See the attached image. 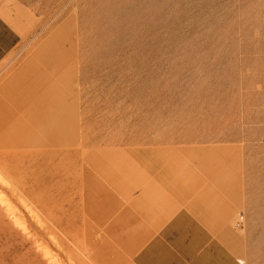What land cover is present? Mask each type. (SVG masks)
Instances as JSON below:
<instances>
[{"label":"rangeland","instance_id":"obj_1","mask_svg":"<svg viewBox=\"0 0 264 264\" xmlns=\"http://www.w3.org/2000/svg\"><path fill=\"white\" fill-rule=\"evenodd\" d=\"M0 17V264H134L180 210L208 218L215 264H264V0Z\"/></svg>","mask_w":264,"mask_h":264},{"label":"crops","instance_id":"obj_2","mask_svg":"<svg viewBox=\"0 0 264 264\" xmlns=\"http://www.w3.org/2000/svg\"><path fill=\"white\" fill-rule=\"evenodd\" d=\"M17 41L13 27L0 17V62L12 52ZM156 230L142 234L150 237L135 251L132 263L215 264L213 246L219 253V244H212V228L206 216L180 210ZM127 234L131 236V243L142 237L137 232ZM218 257L217 254L216 264H219Z\"/></svg>","mask_w":264,"mask_h":264}]
</instances>
